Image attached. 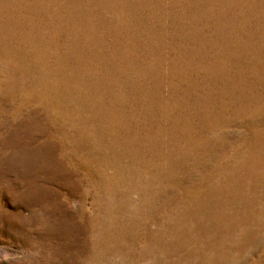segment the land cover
<instances>
[{"label": "rangeland", "instance_id": "1", "mask_svg": "<svg viewBox=\"0 0 264 264\" xmlns=\"http://www.w3.org/2000/svg\"><path fill=\"white\" fill-rule=\"evenodd\" d=\"M0 264H264V0H0Z\"/></svg>", "mask_w": 264, "mask_h": 264}]
</instances>
